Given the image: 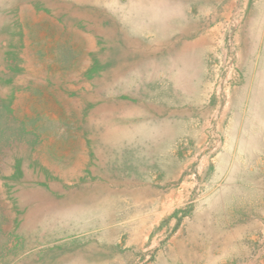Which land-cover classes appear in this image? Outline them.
Listing matches in <instances>:
<instances>
[{
	"label": "rangeland",
	"instance_id": "rangeland-1",
	"mask_svg": "<svg viewBox=\"0 0 264 264\" xmlns=\"http://www.w3.org/2000/svg\"><path fill=\"white\" fill-rule=\"evenodd\" d=\"M0 264H264V0H0Z\"/></svg>",
	"mask_w": 264,
	"mask_h": 264
}]
</instances>
